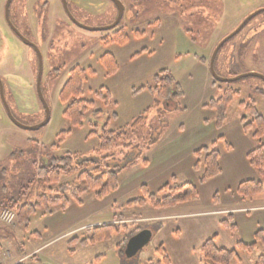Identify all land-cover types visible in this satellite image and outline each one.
Masks as SVG:
<instances>
[{
  "label": "rangeland",
  "instance_id": "1",
  "mask_svg": "<svg viewBox=\"0 0 264 264\" xmlns=\"http://www.w3.org/2000/svg\"><path fill=\"white\" fill-rule=\"evenodd\" d=\"M52 1L12 0L9 6L13 26L35 43L41 53L40 86L49 118L35 130L17 126L6 116L0 100V186H7L5 194L0 191V199L19 195L20 187L32 177L35 164L41 159L65 153L72 155L73 171L62 174V181H73L81 170H92L106 156L108 166L118 172L119 188L102 200L86 193L81 205L71 203L63 211L55 207L51 215L38 210L31 216L26 230L16 222L15 212L0 202V213L3 210L14 213L10 224L0 218V264L18 261L24 264H165L155 246L159 225L149 217L175 209L154 208L149 203L128 206L127 202L143 197L142 184L150 193H155L172 180L177 184L197 181V174L187 167L184 150L196 133L212 131L214 112L203 108L202 103L218 97L226 87L238 90L227 110V131L243 116L245 122L253 120L242 102H252L264 119V93L259 92L264 91L261 78L243 76L215 82L208 68L216 45L247 16L264 8V0H118L123 6L119 23L113 28L98 30L76 25L67 16L62 2L58 0L57 7ZM66 1L73 17L89 28L108 26L117 16V6L112 0ZM59 9L64 21L50 19ZM119 29L128 36L124 44L110 41ZM0 30V79L5 100L19 123L39 124L45 111L35 87L37 54L13 33L5 16L0 17ZM136 32L143 34L137 36ZM144 47L147 52L132 57ZM106 53L114 55L118 63V70L112 75L106 74L100 61ZM75 65L90 67L95 74L88 75L81 96L92 101L93 107L87 111L81 126L72 127L62 115L64 104L59 100V91ZM163 69L180 84L182 97L164 102L155 92L139 90L152 86L154 74ZM214 69L221 78L249 72L264 75V11L250 18L221 45ZM209 81L217 84L219 90H212ZM100 88L102 92L108 90L109 103L96 94ZM96 109L102 114L95 118L92 110ZM140 116H144V123L129 131L126 140L116 139L108 151L97 150L105 123L109 129L126 128ZM255 129L253 123L247 132L252 136ZM66 130L70 132L58 143V133ZM218 136L225 140L218 134L213 141ZM253 138L256 145H264V135ZM221 144L227 147L229 143ZM221 144H217V149ZM189 206L198 208L202 204L188 202L176 205V210ZM109 223L117 226V232L109 240L84 247L79 241H69L72 237L85 236L92 226ZM69 227L81 228L75 234L61 237ZM136 228L149 229L152 237L139 252L127 258L125 244ZM33 232L40 236H31ZM70 249L74 251L71 253Z\"/></svg>",
  "mask_w": 264,
  "mask_h": 264
},
{
  "label": "trees",
  "instance_id": "2",
  "mask_svg": "<svg viewBox=\"0 0 264 264\" xmlns=\"http://www.w3.org/2000/svg\"><path fill=\"white\" fill-rule=\"evenodd\" d=\"M137 36L143 32H136ZM128 40V36L122 29L114 32L110 41L124 44ZM143 52H147L144 47L140 51L134 53L132 57H136ZM202 60V59H201ZM100 61L105 68L107 75H112L118 70V63L114 55L106 53L101 56ZM95 70L87 67L75 65L69 70V75L59 91V100L64 104L62 111L72 127L81 126L89 108L93 107V102L82 99L83 85L87 80L88 75H94ZM216 82V80H215ZM150 92H155L164 102L171 98H179L183 96V90L177 80L167 70H160L153 76V85L141 87ZM264 93L263 90H259ZM98 96L103 98L105 103L110 102V94L107 89L100 88L96 92ZM238 94V90L231 87H226L222 93L215 98H210L202 107L211 109L214 112V127L220 129L227 118V110L230 103ZM41 103V102H40ZM245 110L253 116V120L245 122V117L241 118L242 128L248 131L251 124H255L256 129L252 133L255 138H260L264 135V119L261 114L257 112L254 104L241 103ZM42 105V104H41ZM43 107V106H42ZM102 114L100 110H92L93 117H98ZM115 116V113L112 114ZM111 118V117H110ZM145 121L144 116L135 118L126 128L109 129L108 124L105 123L102 127L100 141L97 147L98 151H108L113 146L116 139L126 140L128 132L135 130ZM70 130L61 131L57 135V142L61 143ZM222 139L221 136L209 145H203L192 152L194 157V164L192 170L197 174V183L204 184L207 181L219 176L221 174V167L219 165V150L217 149L218 141ZM56 146V144H54ZM230 145H227V149ZM249 164L257 171L259 178L257 180L241 181L237 187V194L241 197H249L259 194L262 190V179H264V145L254 146L246 155ZM107 157H102L101 161L97 162L92 170H81L73 181H62V174L72 173V155L65 153L63 156L43 158L38 164H35V169L32 177L20 187L19 195L4 196L3 207H9L15 212L16 222L27 229L30 218L38 210H42L44 214L51 215L53 209L57 207L63 211L67 209L71 203L81 205L83 203V196L86 193H93L97 200H102L111 192H114L119 187L118 172L111 169L107 162ZM146 164V160L143 161ZM140 190L143 197L133 199L127 202L128 206L137 204L144 206L149 203L154 208H169L178 204L194 201L198 198V190L192 182H184L177 184L175 180L171 183H166L160 187L155 193H150L146 189V185H140ZM1 193L7 192V186L4 184L0 186ZM24 191V192H22ZM216 201V195L213 197ZM120 219V216H119ZM220 224L224 229L236 239L237 227L235 225L233 215L227 214L220 220ZM140 228H136L131 232L134 234ZM86 235L80 238L72 237L70 243L79 241L80 246H87L97 241H106L111 239L112 235L117 232L115 224H101L88 228ZM31 236H40L38 232L30 233ZM236 247L240 252H253L259 247L264 248V229L256 231L254 241L252 243H244L236 239ZM2 245L0 243V254ZM74 250L70 249L72 253ZM157 251L163 257V262L168 264V258L163 253L162 247L159 246ZM162 251V252H161ZM201 264H231L236 257V250H228L218 248L215 245V236L206 239L199 247ZM13 264H24L18 261ZM254 264H264V250L260 252L255 259Z\"/></svg>",
  "mask_w": 264,
  "mask_h": 264
},
{
  "label": "crops",
  "instance_id": "3",
  "mask_svg": "<svg viewBox=\"0 0 264 264\" xmlns=\"http://www.w3.org/2000/svg\"><path fill=\"white\" fill-rule=\"evenodd\" d=\"M56 1H52L55 6L58 4V0ZM5 2L6 0H0V17L4 16ZM74 5L76 4L73 3ZM52 16L50 19L55 17L58 21H64V18H61L64 16L60 14V9ZM209 87L212 90L220 88L211 81H209ZM206 102H203L202 106ZM212 127H214V120ZM218 134H221L225 138L224 141L230 144V148L227 149L226 145L221 144L224 141H218V144H221V147L218 146L221 174L202 185L197 181L192 182L198 190V198L194 201L200 202L203 207L189 206L186 209L176 210L174 206L165 208L166 210L175 209L171 212L149 217L159 225L155 234V246L156 249L159 246L162 247L163 253L168 258V264H201L199 247L212 236H215V245L218 248L236 250L237 255L231 264H254L256 256L264 250L259 247L253 252H240L236 247V239L247 244L252 243L256 231L264 229V181L259 194L249 197H241L237 194V187L241 181L259 178L257 171L246 158L247 153L256 146V142H253L254 138L243 130L240 121L234 125L232 130L227 131L226 123H224L219 131L214 127L210 132L196 133L192 136L190 146L184 150L188 159L187 167L192 168L195 162L192 152L212 142ZM215 195L216 201L214 202ZM226 213L233 215L237 227L236 239L220 224V220ZM80 228L69 227L60 236L75 234ZM255 252L256 255H253Z\"/></svg>",
  "mask_w": 264,
  "mask_h": 264
},
{
  "label": "water",
  "instance_id": "4",
  "mask_svg": "<svg viewBox=\"0 0 264 264\" xmlns=\"http://www.w3.org/2000/svg\"><path fill=\"white\" fill-rule=\"evenodd\" d=\"M12 0H6L5 6H4V16L5 19L7 20V23L9 25V27L11 28V30L22 40V42H24L26 45L31 46L34 51L37 54V61H38V70H37V75H36V92L38 95V99L40 100L44 111H45V117L44 119L36 125L33 126H25L21 123H19L13 116L10 107L8 106L6 100H5V96H4V92H3V86H2V82L0 79V100L2 102V105L4 107V110L6 112L7 117L9 118V120L11 122H13L14 124H16L17 126L23 127V128H29V129H38L41 126L45 125L48 121L49 118V108L48 105L43 97L42 94V90H41V86H40V81H41V74H42V56L41 53L38 49V47L32 43L31 41H29L28 39H26L11 23L9 16H8V12H9V5L11 3ZM115 5L117 6V16L115 18V20L109 24L108 26L105 27H100V28H89L86 27L82 24H80L70 13L69 8H68V4L66 0H61L63 8L67 14V16L78 26L82 27V28H86V29H91V30H98V29H109V28H113L115 27L122 16V12H123V6L121 5L120 1L118 0H112ZM261 11H264V8L258 9L255 12L251 13L249 16H247L238 26L235 30H233L231 33H229L228 35H226L214 48L210 60H209V64H208V68L210 71L211 76L219 81V82H228V81H232L235 79H239L240 77L243 76H256L261 78L264 81V75L260 74V73H256V72H249L246 74H243L241 76H236V77H232V78H221L219 77L214 69V59L216 56V53L218 51V49L221 47V45L228 40L230 37H232L237 31H239L241 29V27L250 19L252 18L254 15H256L257 13H260ZM152 237V232L149 229H141L140 231H138L137 233H135L134 235H132L131 237L128 238L126 245H125V249H124V255L127 258H130L132 256H134L137 252H139V250H141L151 239Z\"/></svg>",
  "mask_w": 264,
  "mask_h": 264
},
{
  "label": "built area",
  "instance_id": "5",
  "mask_svg": "<svg viewBox=\"0 0 264 264\" xmlns=\"http://www.w3.org/2000/svg\"><path fill=\"white\" fill-rule=\"evenodd\" d=\"M0 218L6 222V223H12L13 222V218H14V213L11 212L10 210H3L0 213Z\"/></svg>",
  "mask_w": 264,
  "mask_h": 264
},
{
  "label": "flooded vegetation",
  "instance_id": "6",
  "mask_svg": "<svg viewBox=\"0 0 264 264\" xmlns=\"http://www.w3.org/2000/svg\"><path fill=\"white\" fill-rule=\"evenodd\" d=\"M61 1V0H60ZM11 4V3H10ZM10 6V5H9ZM9 13V12H8ZM71 13V12H70ZM72 14V13H71ZM8 16H9V14H8ZM73 16V15H72ZM10 17V16H9ZM16 28V27H15ZM18 31H19V29L18 28H16ZM20 32V31H19ZM21 33V32H20ZM15 34V33H14ZM22 34V33H21ZM16 35V34H15ZM23 35V34H22ZM17 36V35H16ZM24 36V35H23ZM18 37V36H17ZM19 38V37H18ZM20 39V38H19ZM21 40V39H20ZM29 40V39H28ZM22 41V40H21ZM30 41V40H29ZM32 42V41H31ZM22 43H24V42H22ZM33 43V42H32ZM25 44V43H24ZM35 44V43H34ZM36 45V44H35ZM28 46V45H27ZM29 47H31V46H29ZM31 49L32 50H34L32 47H31ZM39 49V48H38ZM37 67H38V64H37Z\"/></svg>",
  "mask_w": 264,
  "mask_h": 264
}]
</instances>
